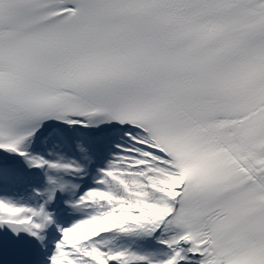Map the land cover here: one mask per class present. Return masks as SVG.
<instances>
[{
    "label": "snow or ice",
    "instance_id": "6c2138e0",
    "mask_svg": "<svg viewBox=\"0 0 264 264\" xmlns=\"http://www.w3.org/2000/svg\"><path fill=\"white\" fill-rule=\"evenodd\" d=\"M0 264H264V0H0Z\"/></svg>",
    "mask_w": 264,
    "mask_h": 264
}]
</instances>
